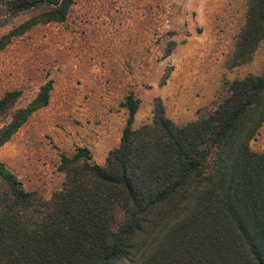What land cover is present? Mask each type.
I'll return each mask as SVG.
<instances>
[{
	"label": "trees",
	"instance_id": "obj_1",
	"mask_svg": "<svg viewBox=\"0 0 264 264\" xmlns=\"http://www.w3.org/2000/svg\"><path fill=\"white\" fill-rule=\"evenodd\" d=\"M75 0H0V51L37 24L65 21ZM264 37V0H248L231 64L249 62ZM167 71L161 79L164 84ZM51 80L20 105L0 97V147L45 107ZM140 100L104 163L87 147L61 153L62 186L49 199L26 190L0 160V264H264V69L229 82L205 116L178 125L154 99L152 120L133 128Z\"/></svg>",
	"mask_w": 264,
	"mask_h": 264
},
{
	"label": "rangeland",
	"instance_id": "obj_2",
	"mask_svg": "<svg viewBox=\"0 0 264 264\" xmlns=\"http://www.w3.org/2000/svg\"><path fill=\"white\" fill-rule=\"evenodd\" d=\"M247 1L75 0L65 21L14 38L0 51V97L20 90L25 105L46 81L53 89L0 147V160L26 190L49 199L62 186L61 153L87 147L102 165L119 144L128 93L140 100L133 128L151 122L156 97L178 125L205 116L230 81L264 69V37L249 62L231 64ZM25 18H12L0 35ZM250 147L264 151V124Z\"/></svg>",
	"mask_w": 264,
	"mask_h": 264
}]
</instances>
